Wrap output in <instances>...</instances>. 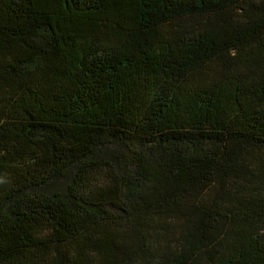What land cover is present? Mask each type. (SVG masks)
I'll return each instance as SVG.
<instances>
[{"label":"trees","instance_id":"obj_1","mask_svg":"<svg viewBox=\"0 0 264 264\" xmlns=\"http://www.w3.org/2000/svg\"><path fill=\"white\" fill-rule=\"evenodd\" d=\"M0 264H264V0H0Z\"/></svg>","mask_w":264,"mask_h":264}]
</instances>
